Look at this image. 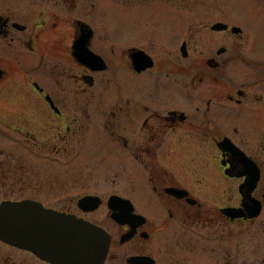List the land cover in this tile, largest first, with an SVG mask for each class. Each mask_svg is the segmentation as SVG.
Segmentation results:
<instances>
[{"label": "flooded vegetation", "instance_id": "af4514ba", "mask_svg": "<svg viewBox=\"0 0 264 264\" xmlns=\"http://www.w3.org/2000/svg\"><path fill=\"white\" fill-rule=\"evenodd\" d=\"M252 7L0 0V205L98 226L103 264H264V7ZM85 196L98 206L82 210ZM0 264L53 263L0 240Z\"/></svg>", "mask_w": 264, "mask_h": 264}, {"label": "water", "instance_id": "95a60500", "mask_svg": "<svg viewBox=\"0 0 264 264\" xmlns=\"http://www.w3.org/2000/svg\"><path fill=\"white\" fill-rule=\"evenodd\" d=\"M0 239L54 264H102L108 249L98 227L29 203L0 206Z\"/></svg>", "mask_w": 264, "mask_h": 264}, {"label": "rangeland", "instance_id": "374dc122", "mask_svg": "<svg viewBox=\"0 0 264 264\" xmlns=\"http://www.w3.org/2000/svg\"><path fill=\"white\" fill-rule=\"evenodd\" d=\"M255 3H256V6L264 7V0H234V8H235L236 15L240 14L241 16H244L248 12H251L252 11L251 8H253L252 4H255ZM246 24H249V21H246ZM83 192L84 191L78 190V191H74L73 193L76 196V195L82 194ZM87 193H91V191Z\"/></svg>", "mask_w": 264, "mask_h": 264}]
</instances>
